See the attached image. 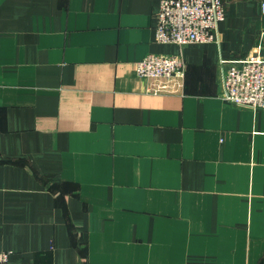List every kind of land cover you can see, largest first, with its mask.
Here are the masks:
<instances>
[{
	"label": "crops",
	"instance_id": "1",
	"mask_svg": "<svg viewBox=\"0 0 264 264\" xmlns=\"http://www.w3.org/2000/svg\"><path fill=\"white\" fill-rule=\"evenodd\" d=\"M161 0H0V250L11 264H264V109L221 68L264 54V0L162 43ZM186 70L137 73L147 55Z\"/></svg>",
	"mask_w": 264,
	"mask_h": 264
},
{
	"label": "built area",
	"instance_id": "2",
	"mask_svg": "<svg viewBox=\"0 0 264 264\" xmlns=\"http://www.w3.org/2000/svg\"><path fill=\"white\" fill-rule=\"evenodd\" d=\"M264 6V5H263ZM225 19L224 0H161L156 38L162 43L216 41ZM185 60L178 55L151 53L137 62V73L164 78L183 73ZM222 98L230 104L264 109V54L259 48L240 63L222 67ZM10 251L0 250V264H11Z\"/></svg>",
	"mask_w": 264,
	"mask_h": 264
}]
</instances>
